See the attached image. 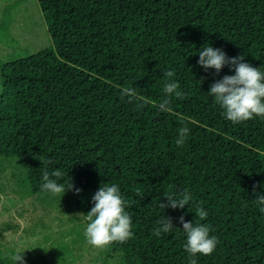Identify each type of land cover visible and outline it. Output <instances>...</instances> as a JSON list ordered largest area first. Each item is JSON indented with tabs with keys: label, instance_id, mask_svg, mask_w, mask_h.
I'll use <instances>...</instances> for the list:
<instances>
[{
	"label": "trees",
	"instance_id": "trees-1",
	"mask_svg": "<svg viewBox=\"0 0 264 264\" xmlns=\"http://www.w3.org/2000/svg\"><path fill=\"white\" fill-rule=\"evenodd\" d=\"M38 2L53 45L1 68L0 168H23L22 196L52 195L43 172L61 170L58 183L81 190L73 189L85 219L100 187L118 185L134 233L106 246L120 264H264V205L255 203L264 194V118L229 121L209 92L233 67L198 63L211 46L264 72V0ZM167 71L184 93L172 95L170 113L157 107ZM126 87L136 99L122 95ZM185 189L193 200L183 209L160 207ZM197 207L219 243L191 257L180 217L195 224ZM165 217L174 228L157 237ZM5 256L0 249V264Z\"/></svg>",
	"mask_w": 264,
	"mask_h": 264
},
{
	"label": "rangeland",
	"instance_id": "rangeland-1",
	"mask_svg": "<svg viewBox=\"0 0 264 264\" xmlns=\"http://www.w3.org/2000/svg\"><path fill=\"white\" fill-rule=\"evenodd\" d=\"M47 27L38 0H0V94L4 64L53 45ZM13 165L0 168V249L6 264H14L16 254L22 264H120L106 247L87 242L88 221L74 190L23 197L25 171Z\"/></svg>",
	"mask_w": 264,
	"mask_h": 264
},
{
	"label": "clouds",
	"instance_id": "clouds-1",
	"mask_svg": "<svg viewBox=\"0 0 264 264\" xmlns=\"http://www.w3.org/2000/svg\"><path fill=\"white\" fill-rule=\"evenodd\" d=\"M198 63L205 69H215L219 73L225 65H231L235 71L233 76H225L222 80L215 82L209 94L215 98V102L224 110V116L233 123H241L253 119L254 117L264 118V72L260 68L253 67L244 62V57L229 58L220 49L211 46H204L199 52ZM166 81L163 86L165 97L158 103L157 107L161 112H172L171 97L183 98L184 93L179 91V83L171 79L175 76L174 71L165 73ZM122 95L129 97L130 100L137 98V93L132 87L123 89ZM143 100V97H139ZM142 107V104L137 105ZM187 126L178 129V137L175 143L183 146L189 134ZM51 163V161H48ZM63 176L61 170L43 172L42 190L53 195L65 194L66 190H73L75 186L70 182L67 184L58 183V179ZM55 178V179H54ZM80 193V189H75ZM137 194L141 192L138 189ZM168 203H160L161 208L171 207L173 209H183L193 200L190 191L185 189L178 194H166ZM94 207L84 215L88 221L85 229L87 242L96 248H104L113 242H126L133 238L132 217L126 211L129 201L122 197L120 187L116 184H104L93 196ZM255 203L264 205V194L257 196ZM264 212V207H260ZM195 224L186 222L184 217H180L183 231L186 233L187 241L185 250L191 257L196 254L205 256L211 255L219 243L216 236H210L211 228L207 224H201L207 218L208 213L201 207H197ZM158 227L154 230V235L159 237L161 233H169L173 230L171 218L165 217L158 221ZM14 264H22L23 257L20 254L11 257ZM189 264H197L196 259L190 258Z\"/></svg>",
	"mask_w": 264,
	"mask_h": 264
}]
</instances>
